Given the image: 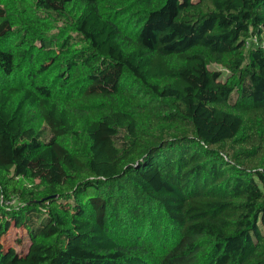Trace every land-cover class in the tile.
Here are the masks:
<instances>
[{
  "label": "trees",
  "instance_id": "trees-1",
  "mask_svg": "<svg viewBox=\"0 0 264 264\" xmlns=\"http://www.w3.org/2000/svg\"><path fill=\"white\" fill-rule=\"evenodd\" d=\"M0 40V264H264V0H14Z\"/></svg>",
  "mask_w": 264,
  "mask_h": 264
},
{
  "label": "rangeland",
  "instance_id": "rangeland-1",
  "mask_svg": "<svg viewBox=\"0 0 264 264\" xmlns=\"http://www.w3.org/2000/svg\"><path fill=\"white\" fill-rule=\"evenodd\" d=\"M14 0H0V8H3L5 10L10 11L12 6H13ZM21 29L18 27H15L14 30V38L18 37V35L21 33L20 31ZM35 47H39L40 46V42L39 41H34L33 42ZM4 44V42L2 40H0V45ZM27 63H24L21 65V68L18 70V72L15 73V75L13 76L12 79V83L14 85L17 86H26L28 79H27V72L30 70L31 66L27 65ZM211 69L214 70H220L223 77L226 74V71L224 69H222L220 66L217 65H210ZM35 184L37 182H34ZM22 185L25 187H28L29 189H33L35 190L36 187L33 186V183L27 181V180H23L22 181ZM22 203V201L18 198V197H13L12 201L10 202V205L12 206H16L18 204ZM6 239L8 242H10L11 244L15 245L17 250L19 251H25L26 246L28 244V239L26 237L25 231L19 228H14L11 227L7 234H6Z\"/></svg>",
  "mask_w": 264,
  "mask_h": 264
}]
</instances>
